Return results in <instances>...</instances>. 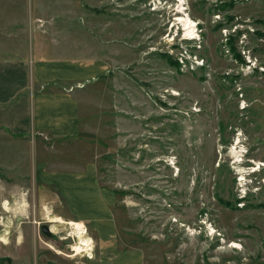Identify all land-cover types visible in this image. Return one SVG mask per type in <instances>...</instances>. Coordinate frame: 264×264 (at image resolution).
Wrapping results in <instances>:
<instances>
[{"label": "rangeland", "instance_id": "374dc122", "mask_svg": "<svg viewBox=\"0 0 264 264\" xmlns=\"http://www.w3.org/2000/svg\"><path fill=\"white\" fill-rule=\"evenodd\" d=\"M215 2L0 0L2 59L20 44L34 59L45 42L111 63L118 109L105 110L107 132L81 148L86 158L105 153L102 182L118 191L123 258L108 264H264V0ZM30 139L0 143V158L15 166L0 179V264H98L89 227L93 247L76 254L69 209L15 178H35L39 143Z\"/></svg>", "mask_w": 264, "mask_h": 264}, {"label": "crops", "instance_id": "0c3cea01", "mask_svg": "<svg viewBox=\"0 0 264 264\" xmlns=\"http://www.w3.org/2000/svg\"><path fill=\"white\" fill-rule=\"evenodd\" d=\"M68 50L41 42L30 59L20 44L17 50L5 52L14 58L0 57V143L26 145L31 136L37 137L35 178L24 171H16L20 174L15 178L29 177L34 192L51 195L69 209L70 214L64 210L63 216L89 227L99 243L98 264L119 263L123 256L113 213L118 191L102 182L97 158L105 153L95 151V156L86 158L81 149L87 143L84 138L103 137L108 130L105 124L111 120L105 118V110L113 115L118 109L116 76L108 74L113 70L108 59ZM98 77L103 79L102 86L91 95L85 82ZM3 169L15 171V166L0 158V179ZM129 254L136 260L141 257L136 251Z\"/></svg>", "mask_w": 264, "mask_h": 264}, {"label": "bare ground", "instance_id": "6f19581e", "mask_svg": "<svg viewBox=\"0 0 264 264\" xmlns=\"http://www.w3.org/2000/svg\"><path fill=\"white\" fill-rule=\"evenodd\" d=\"M183 24L186 26V30L189 34H192L194 33L195 31V28H194V22L193 20L188 16L186 15L185 17L183 16H180L179 18ZM175 92H178V91H175ZM236 147V146H235ZM237 149V148H236ZM234 151L235 148H234ZM238 156V155H236ZM263 163V162H261ZM264 164V163H263ZM5 205H8V202L5 203ZM56 220H63L62 217L58 216L56 217ZM69 223H71L74 227H75V232L77 233V235L79 236V243L77 246H75V249H77V253H80L81 251L85 250V249H92V238L90 236H85V234L87 233V227L85 224L83 223H80V222H76V221H69ZM54 225V224H53ZM53 229V228H52ZM9 241V240H7ZM88 255L90 254L91 255V252H86ZM89 255V256H90Z\"/></svg>", "mask_w": 264, "mask_h": 264}, {"label": "trees", "instance_id": "16d2710c", "mask_svg": "<svg viewBox=\"0 0 264 264\" xmlns=\"http://www.w3.org/2000/svg\"><path fill=\"white\" fill-rule=\"evenodd\" d=\"M219 1H221V2H215L216 7H225L227 5H232L234 3V0H224V1L223 0H219ZM230 46H231L232 49H233V47H235V44H234L233 41L230 42ZM234 52H235V55L240 60L243 59L242 55L239 52H237V51H234ZM171 62L174 63V64H176V65H179L180 66V63L177 60H175V61L174 60H171ZM5 260L8 261L10 264H14L13 261H12V259L10 257H6Z\"/></svg>", "mask_w": 264, "mask_h": 264}, {"label": "water", "instance_id": "95a60500", "mask_svg": "<svg viewBox=\"0 0 264 264\" xmlns=\"http://www.w3.org/2000/svg\"><path fill=\"white\" fill-rule=\"evenodd\" d=\"M42 231L47 235H51V228L48 224L42 225Z\"/></svg>", "mask_w": 264, "mask_h": 264}, {"label": "built area", "instance_id": "2783aa9c", "mask_svg": "<svg viewBox=\"0 0 264 264\" xmlns=\"http://www.w3.org/2000/svg\"><path fill=\"white\" fill-rule=\"evenodd\" d=\"M76 254H77V251L75 250Z\"/></svg>", "mask_w": 264, "mask_h": 264}]
</instances>
